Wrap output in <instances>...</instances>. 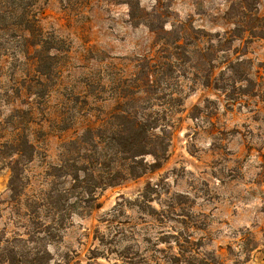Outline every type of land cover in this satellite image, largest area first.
I'll use <instances>...</instances> for the list:
<instances>
[{
  "label": "rangeland",
  "instance_id": "rangeland-1",
  "mask_svg": "<svg viewBox=\"0 0 264 264\" xmlns=\"http://www.w3.org/2000/svg\"><path fill=\"white\" fill-rule=\"evenodd\" d=\"M125 1L0 0V264H264V37L240 0H162L201 48L166 49ZM132 91L164 149L55 211L91 165L68 141Z\"/></svg>",
  "mask_w": 264,
  "mask_h": 264
},
{
  "label": "trees",
  "instance_id": "trees-1",
  "mask_svg": "<svg viewBox=\"0 0 264 264\" xmlns=\"http://www.w3.org/2000/svg\"><path fill=\"white\" fill-rule=\"evenodd\" d=\"M248 1L240 0L242 11L240 31L247 30L252 36L264 37V17L257 14L256 8L252 10L251 6L249 9ZM125 3L128 6L130 23L145 25L166 49L184 50L192 36L193 40L190 42L193 43L192 49H201L197 43L200 38L196 32L191 31L194 33L191 35L189 29L181 21L173 22L169 29L165 28L167 19L170 17V8L167 4L163 6L162 0H154L150 10L141 7L140 0H126ZM148 76L149 72L146 75L147 80ZM133 92L126 94V98L121 96L108 116L96 117L86 126L82 135L68 141L69 144L82 143L81 145L86 144L87 148L90 147L91 153L86 158L91 165L78 169L82 172V176H78L79 172L72 175L71 178L76 184L70 186V191L65 190L67 193L75 188L79 189L81 197L68 203L67 206L58 204L55 200L53 202L55 211L61 209L64 212L68 208H80V204L89 201L91 203L83 207H90L96 199L94 195L96 189L116 185L118 179L140 175L141 169L145 166L142 156L153 154L157 157V149H164V146L162 147L164 140L154 131L158 130L162 136L163 134L166 136L168 129L171 128L166 122L169 120L166 117L145 115L143 110L150 104L148 102L144 106L140 104L133 98ZM137 99L141 98L137 97ZM23 143L24 146L29 145L27 140ZM87 148L85 147L86 150ZM18 153L24 155L23 149H19ZM10 171L11 190L17 173L13 166H10ZM93 178H96L95 181L92 180ZM67 200V194H65V201ZM95 206L98 207L99 204L96 203Z\"/></svg>",
  "mask_w": 264,
  "mask_h": 264
}]
</instances>
